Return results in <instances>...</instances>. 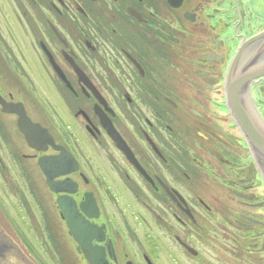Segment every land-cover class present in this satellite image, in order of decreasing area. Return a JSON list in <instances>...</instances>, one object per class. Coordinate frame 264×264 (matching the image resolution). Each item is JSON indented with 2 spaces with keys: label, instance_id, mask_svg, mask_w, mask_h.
<instances>
[{
  "label": "flooded vegetation",
  "instance_id": "obj_1",
  "mask_svg": "<svg viewBox=\"0 0 264 264\" xmlns=\"http://www.w3.org/2000/svg\"><path fill=\"white\" fill-rule=\"evenodd\" d=\"M0 264H264V0H0Z\"/></svg>",
  "mask_w": 264,
  "mask_h": 264
},
{
  "label": "water",
  "instance_id": "obj_2",
  "mask_svg": "<svg viewBox=\"0 0 264 264\" xmlns=\"http://www.w3.org/2000/svg\"><path fill=\"white\" fill-rule=\"evenodd\" d=\"M229 78H233V72H232V69H231L230 72H229ZM232 85H233V84H232ZM229 90H231V88H230ZM228 92H231V91H228ZM228 99L230 100V102H232V100H233L232 97H231V95L228 96ZM2 106H3V110H6V111H10V110H12V105H10V104H7V103L3 102V103H2ZM20 126H21L22 131L25 133V135H26L28 141L33 142L34 140H32V137H31V135H30V133H29V131H28V129H27V128H29L30 126L27 125V123H25V122H24V124H23V127H22V125H20ZM55 190H56V189L54 188V191H55ZM56 191H57V190H56Z\"/></svg>",
  "mask_w": 264,
  "mask_h": 264
},
{
  "label": "rangeland",
  "instance_id": "obj_3",
  "mask_svg": "<svg viewBox=\"0 0 264 264\" xmlns=\"http://www.w3.org/2000/svg\"><path fill=\"white\" fill-rule=\"evenodd\" d=\"M166 235V234H162ZM242 235L240 232H238L237 228L233 224H229L226 222L224 225V236H239Z\"/></svg>",
  "mask_w": 264,
  "mask_h": 264
}]
</instances>
